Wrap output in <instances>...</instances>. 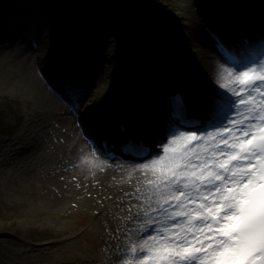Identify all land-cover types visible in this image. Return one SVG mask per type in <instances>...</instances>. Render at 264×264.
<instances>
[{
  "label": "rangeland",
  "instance_id": "obj_1",
  "mask_svg": "<svg viewBox=\"0 0 264 264\" xmlns=\"http://www.w3.org/2000/svg\"><path fill=\"white\" fill-rule=\"evenodd\" d=\"M30 1L0 0V12L13 25L10 32L14 34L10 38L0 37V264L84 261L89 250L90 255L97 256L95 259H103L108 264H122L115 255L107 257L111 248L116 247L113 238L119 233V219L111 213L113 204L108 208V199L112 200L119 185L121 188L129 185L121 182L119 164H110L113 167L104 172L97 171L95 177L89 174L87 167L79 166L81 156L94 150L82 139L73 118H69L70 125L64 123L59 113L64 112L65 107L39 82L38 68L32 67L27 44L19 43L15 34L18 19L32 13L27 10ZM207 1L152 0L151 21L141 8L146 20L141 17L143 30L139 33L143 36L152 34L154 42L144 48V56L128 58L125 68L120 64L105 63L96 76V70H93L91 79L95 80L89 82L91 92L85 101L86 105H91L94 114L90 121L99 126L109 101L120 91H126L130 102L124 115L129 125L135 128L139 124L141 132L147 130L144 131L146 135L154 130L162 132L156 128L155 121L159 117L160 104H154L152 98L159 89L165 103L164 85L158 62L152 54L153 45L157 49L166 47L168 57H176L179 64H184L178 70L179 82L189 80L200 89H188V94L198 92L206 95V92L218 90L224 95L223 100H228L227 94L217 89L199 62L201 53L196 45V36L204 29L198 16L204 14ZM19 3L25 7L17 6ZM42 3L45 37L39 56L46 65L53 59L56 62L52 65H55L64 58L78 60L83 57L90 70L92 54L96 53L98 59H106L110 48L115 45L113 49H119L126 33H129L125 29L128 26L123 24V21L131 20L127 16L121 20L108 15L100 24H90L93 17L83 16L87 0H42ZM218 16L215 13L214 19ZM131 23L133 29L134 23ZM91 32L99 33L94 36L97 39L95 44L93 36H88ZM206 37V40L210 39L207 33ZM14 41L20 47L17 52L25 51L17 61L9 60L5 54L11 49L8 43ZM210 42L213 43L212 40ZM25 61L30 66L28 71H25ZM18 72L23 73L21 77ZM153 75L156 80L151 78ZM87 79L86 75L83 80ZM33 83L57 101L50 105V109L36 111L45 114L42 125L50 126L44 131L28 115L35 105L30 93V89L36 92ZM192 104L205 111L207 109V102L200 99L192 101ZM165 110L164 107L163 114ZM52 113L56 116H50ZM88 113L84 114L85 121ZM36 118L40 120L41 116ZM17 142H30L35 146L29 153L10 156V147ZM53 197L57 199L48 200ZM71 249L73 252H69Z\"/></svg>",
  "mask_w": 264,
  "mask_h": 264
},
{
  "label": "snow or ice",
  "instance_id": "obj_2",
  "mask_svg": "<svg viewBox=\"0 0 264 264\" xmlns=\"http://www.w3.org/2000/svg\"><path fill=\"white\" fill-rule=\"evenodd\" d=\"M214 83L228 111L210 95L201 125L174 97L159 150L119 166L131 187L120 197L122 264H264V57L219 68ZM79 166L93 177L113 167L96 151Z\"/></svg>",
  "mask_w": 264,
  "mask_h": 264
},
{
  "label": "bare ground",
  "instance_id": "obj_3",
  "mask_svg": "<svg viewBox=\"0 0 264 264\" xmlns=\"http://www.w3.org/2000/svg\"><path fill=\"white\" fill-rule=\"evenodd\" d=\"M233 2H234V7H235V9H237V10H242V9H248L249 7H250V10H252L253 8H254V5L251 3V1H249V0H232ZM223 1L222 0H218L217 2H215V3H213V5H209V6H205V7H207V8H204V10H206V14H207V16H214V14L216 13H218V14H222V15H227V16H229L228 18L230 19V14L228 13V11L226 10V8H227V5L225 4V3H222ZM247 4H250V5H247ZM36 5V4H35ZM242 5V6H241ZM17 6H19V7H22V8H24L25 7V5L24 4H22L21 5V3H19ZM255 10V9H254ZM209 11V12H208ZM84 13H86V11L84 12ZM234 14H235V17H237V19H236V22L234 21L233 22V24H235L236 26H238L239 27V29H240V27H241V31L242 32H247V31H249L250 32V28H252V27H254V25H253V23H250V21H251V18H250V16L248 17V19H246V17H244V21L241 23V21H242V19H243V16L245 15V14H241V13H239V12H234ZM86 16V15H85ZM38 19V18H37ZM36 19V20H37ZM35 19H30V20H27V22H31L32 24H30L31 25V27L34 25V23H35V21H36ZM206 21L207 19H205V17H202V15H200V17L198 16V21H199V23L201 22V21ZM224 20H226V17H222L221 19H218V22H221V21H224ZM4 21V20H3ZM18 24V23H17ZM126 26H130L131 25V22L129 21V22H127L126 24H125ZM202 25V24H201ZM218 25H219V27H221L222 29H224V23L222 22V24H219L218 23ZM126 29V31H127V29L128 28H125ZM213 35H215V34H219V32L218 31H213ZM29 34V33H28ZM212 34V33H211ZM212 35V36H213ZM196 38H197V41H196V45L199 47V51H200V58H199V62H200V64H201V66L203 67V69L204 70H206L207 72H208V75H209V79L212 81V82H214L215 80H216V78H217V71H218V69L219 68H221V67H233L232 65H229L220 55H219V53L217 52V50L215 49V46H214V44L212 43V42H210L211 40L209 39V40H206V39H208L207 37H206V32H205V30H200V32L197 34V36H196ZM260 37H259V35H256L255 36V40H254V43L256 44V45H259L258 44V42H257V40L259 39ZM235 42V41H234ZM17 43V41H14V42H10V43H8V45H9V48H11L10 50H8V51H6L5 52V54H6V56L8 57V58H10L9 60H15V61H17L19 58H21V57H23L24 56V52L25 51H20V52H17L19 49H20V47H19V44L18 45H15ZM19 43H21V42H19ZM164 45V44H163ZM252 48V47H251ZM39 48H37V50H38ZM111 49V51H114V49L113 48H110ZM165 49H166V47L165 48H159V51L161 52V54H167L166 53V51H165ZM29 52H33V54H35L36 56H38V58L40 57L38 54H36L34 51H33V49L30 47L29 48ZM140 55L141 56H144V53L143 52H140ZM34 57V56H33ZM174 61H175V59H174ZM60 64L62 65V66H64L65 64H66V62H60ZM174 65H175V62H171V66L172 67H174ZM24 66H25V71H28L29 69H30V66H29V64H27V62L25 61L24 62ZM179 66V65H178ZM240 67V66H239ZM238 68V67H237ZM52 69L53 68H51V69H46V73L47 74H50L49 72H53L52 71ZM178 69H179V67H178ZM55 70V69H54ZM19 73V76L21 77L22 76V72H18ZM56 73H59L60 74V72H56ZM71 74V73H70ZM67 75L68 77H70L71 75ZM187 75H189V74H187ZM153 80H156V78H155V76L153 75V77H151ZM158 80V79H157ZM34 84V83H33ZM34 88L36 89V92H34L32 89H30V93H31V96L33 97V100H35V105L34 106H32V108H31V111L28 113V115H29V118L31 119V120H33L34 121V123H35V125L38 127V126H41V129L44 131L46 128H50V126H47V125H42V123H41V120L44 118V115L45 114H38L36 111L37 110H40V109H50V105L51 104H55L57 101H56V99H54L52 96H49V95H47L46 93H44L43 91H41L40 90V88L39 87H36L35 86V84H34ZM217 89H219L218 87H217ZM219 90H222V89H219ZM218 91V90H217ZM217 91H215V93H217ZM222 91H224V90H222ZM190 97H191V100L192 101H194V99L195 100H197V99H200V100H202V101H205V102H207V100H208V96H206V95H204V94H202V93H192V94H190ZM153 99V101H154V104H156V105H158V104H160L161 106L163 105V99L161 98V96L159 95V89H157V93H155V96L152 98ZM39 100H40V103H39ZM64 110V109H63ZM160 111H161V109H159ZM162 112H163V108H162V111L159 113V117L157 118V119H161L162 120ZM60 114V117H62L63 119H64V123L66 124V125H70V123H71V121L69 120V118H71L70 117V115H68L67 113H66V111L64 110V112H60L59 113ZM37 116H41V119L39 120V119H37L36 117ZM50 116H56V114H50ZM114 116L115 117H117V118H119V113L118 112H116V113H114ZM140 121V120H139ZM141 123V122H140ZM47 124V123H46ZM129 127H130V130H135L136 128H137V130H139V128L140 127H142V126H140L139 124H136V127L134 128V126L132 127V126H130L129 125ZM102 127H97L96 129H101ZM158 129H160V130H162V128L160 127V128H158ZM52 133H53V131H52ZM143 133V132H142ZM49 134V133H48ZM51 135V134H50ZM156 136L155 135H149V137L147 136V135H145V138L147 139H149V141H151V142H154V138H155ZM155 141H157V140H155ZM161 141H164L163 140V138H162V140ZM30 143V142H29ZM25 144H28V143H25ZM32 144V143H31ZM34 146H35V144H34ZM20 147H24V148H26V145H24V144H21V146ZM15 150H17L16 152H18L19 150L18 149H15ZM31 152V151H30ZM55 199H57V198H55V197H53V198H48V200L49 201H52V200H55ZM69 252H73V250L71 249V250H69ZM97 256L95 255V257H94V259L96 258ZM75 263H77L78 264V262L77 261H75Z\"/></svg>",
  "mask_w": 264,
  "mask_h": 264
},
{
  "label": "trees",
  "instance_id": "obj_4",
  "mask_svg": "<svg viewBox=\"0 0 264 264\" xmlns=\"http://www.w3.org/2000/svg\"><path fill=\"white\" fill-rule=\"evenodd\" d=\"M151 2L152 0H89L85 15L93 17L94 21L91 20L90 24H100L102 19L108 15H115L121 20L127 16L130 17V22L134 23L133 30L140 32L143 30L141 8H144L143 13L148 14L146 17L151 20L154 10ZM123 24L126 23L123 21ZM130 26L132 27V23Z\"/></svg>",
  "mask_w": 264,
  "mask_h": 264
}]
</instances>
